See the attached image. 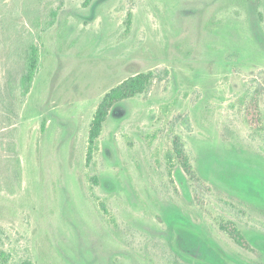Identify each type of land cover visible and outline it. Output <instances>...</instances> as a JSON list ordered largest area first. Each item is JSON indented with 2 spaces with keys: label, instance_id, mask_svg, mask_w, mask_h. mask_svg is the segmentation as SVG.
Instances as JSON below:
<instances>
[{
  "label": "rangeland",
  "instance_id": "rangeland-1",
  "mask_svg": "<svg viewBox=\"0 0 264 264\" xmlns=\"http://www.w3.org/2000/svg\"><path fill=\"white\" fill-rule=\"evenodd\" d=\"M140 73L150 89L112 108L86 165L97 106ZM24 262L264 264V0H0V264Z\"/></svg>",
  "mask_w": 264,
  "mask_h": 264
},
{
  "label": "trees",
  "instance_id": "trees-1",
  "mask_svg": "<svg viewBox=\"0 0 264 264\" xmlns=\"http://www.w3.org/2000/svg\"><path fill=\"white\" fill-rule=\"evenodd\" d=\"M57 12L52 11L50 19H55L57 17ZM50 24V23H49ZM126 25H130V15L127 17ZM38 51L35 45H29L25 52L23 73L18 82V87L21 89L22 95H26L32 84L34 75L38 68ZM153 83L152 73H140L132 77L127 78L114 88H112L108 93L104 95L96 111L93 115V119L89 129L88 141H87V152H86V165H89L92 161L93 155L97 149V141L101 135L102 128L106 122L110 111L112 108L119 103L126 100L134 98L139 95H144L148 92ZM246 120L251 127H255L260 124L259 110L257 98L252 97L249 102V106L246 110ZM173 155L179 165L181 166L184 173L189 177L190 180L196 181L197 175L192 169L190 159L184 151L183 144L181 143L179 137H174L173 142ZM10 152L14 153L13 158L15 166L13 168L14 178L13 184L9 186L8 192L13 194L17 190L21 189L22 184V168L19 156L16 153V144L14 142L9 143ZM168 158L169 175H171L172 160L173 157L170 155ZM219 228L223 231L236 245L239 247L250 250V246L246 241L243 234L231 221L220 222ZM22 264H32L30 262H24Z\"/></svg>",
  "mask_w": 264,
  "mask_h": 264
}]
</instances>
